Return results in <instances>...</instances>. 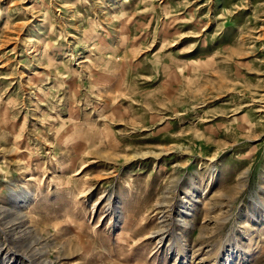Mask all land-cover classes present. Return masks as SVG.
Returning a JSON list of instances; mask_svg holds the SVG:
<instances>
[{
	"label": "rangeland",
	"instance_id": "1",
	"mask_svg": "<svg viewBox=\"0 0 264 264\" xmlns=\"http://www.w3.org/2000/svg\"><path fill=\"white\" fill-rule=\"evenodd\" d=\"M0 264H264V0H0Z\"/></svg>",
	"mask_w": 264,
	"mask_h": 264
}]
</instances>
